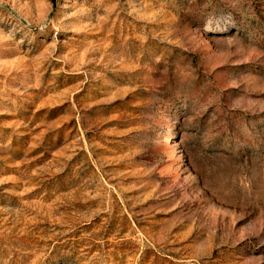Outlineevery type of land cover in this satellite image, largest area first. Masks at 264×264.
<instances>
[{
	"label": "rangeland",
	"instance_id": "374dc122",
	"mask_svg": "<svg viewBox=\"0 0 264 264\" xmlns=\"http://www.w3.org/2000/svg\"><path fill=\"white\" fill-rule=\"evenodd\" d=\"M0 264H264V0H0Z\"/></svg>",
	"mask_w": 264,
	"mask_h": 264
}]
</instances>
